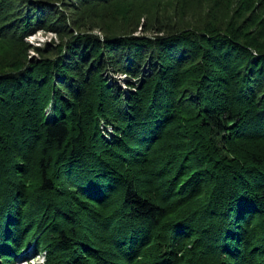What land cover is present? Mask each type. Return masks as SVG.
<instances>
[{
  "label": "trees",
  "instance_id": "obj_1",
  "mask_svg": "<svg viewBox=\"0 0 264 264\" xmlns=\"http://www.w3.org/2000/svg\"><path fill=\"white\" fill-rule=\"evenodd\" d=\"M160 1L0 0V264H264V0Z\"/></svg>",
  "mask_w": 264,
  "mask_h": 264
},
{
  "label": "rangeland",
  "instance_id": "obj_2",
  "mask_svg": "<svg viewBox=\"0 0 264 264\" xmlns=\"http://www.w3.org/2000/svg\"><path fill=\"white\" fill-rule=\"evenodd\" d=\"M15 1V0H12ZM22 0H19V2ZM52 1V7L55 8L59 7L61 10L65 8L68 5V3H73V0H51ZM204 6V0H162L158 2L156 9H150L148 11L150 14H152L154 17L157 13H160L164 16H169L170 19H174L178 17V20L182 24H189L190 22L198 21L200 18H203L205 16L209 15L208 10H205L203 8ZM66 9V8H65ZM149 10V9H148ZM223 8L216 11L217 15L221 14L223 12ZM184 14L182 18L179 17V14ZM215 13V16H216ZM147 14V13H146ZM148 15V14H147ZM146 15V16H147ZM195 16L193 20H191L190 17ZM153 17V19H154ZM189 19V20H188ZM146 18L142 19V23H144ZM141 23V24H142ZM187 24V25H188ZM96 34L100 33L97 31ZM142 33V28H140L136 35H140ZM1 39V38H0ZM57 42V36L54 32H51L50 30H42L40 28H37L36 30L32 31L31 34L27 35L23 43L26 46L32 47V48H40L45 49L49 47L52 43ZM3 56H6L8 58L11 57H18L19 52L16 47H14L12 44L10 45L7 41L0 40V59H2ZM36 57V52L32 49L28 52V59H32ZM115 79L117 80L115 84L119 85L123 91L126 93L130 91V88L128 85V80L125 76H116ZM112 82V81H111ZM47 115L50 116L51 112L47 110ZM20 259H17V264H33L35 261L36 264H44L45 263V255L44 254H38L33 253V247L31 246L30 249L27 250L26 253H24Z\"/></svg>",
  "mask_w": 264,
  "mask_h": 264
},
{
  "label": "clouds",
  "instance_id": "obj_3",
  "mask_svg": "<svg viewBox=\"0 0 264 264\" xmlns=\"http://www.w3.org/2000/svg\"><path fill=\"white\" fill-rule=\"evenodd\" d=\"M33 264H36V262L34 261ZM41 264H42V262H41Z\"/></svg>",
  "mask_w": 264,
  "mask_h": 264
}]
</instances>
